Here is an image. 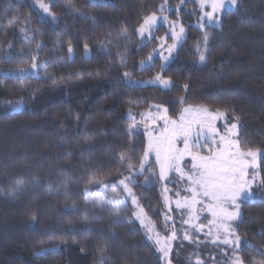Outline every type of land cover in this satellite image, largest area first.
Masks as SVG:
<instances>
[{
  "label": "trees",
  "instance_id": "16d2710c",
  "mask_svg": "<svg viewBox=\"0 0 264 264\" xmlns=\"http://www.w3.org/2000/svg\"><path fill=\"white\" fill-rule=\"evenodd\" d=\"M44 2L55 19L39 0H0V264H163L129 205L97 200L138 165L118 162L131 139L144 147L130 133L141 112L160 105L177 118L208 97L238 122L240 147L260 152L261 199L241 203L235 230L242 263L264 264V0H238L202 30L190 24L195 0ZM162 6L185 38L165 68L141 67L166 28L150 40L137 29ZM158 72L168 89L138 83ZM132 190L160 226L156 185Z\"/></svg>",
  "mask_w": 264,
  "mask_h": 264
},
{
  "label": "rangeland",
  "instance_id": "374dc122",
  "mask_svg": "<svg viewBox=\"0 0 264 264\" xmlns=\"http://www.w3.org/2000/svg\"><path fill=\"white\" fill-rule=\"evenodd\" d=\"M196 2V17L190 24L194 27L202 30L204 26H219L220 24V16L223 11L225 10H234L238 5L229 6L225 9L221 10L217 13L214 17V20H218V25L216 23H209L206 18V13L211 12V3L214 0H195ZM204 5L201 7V5ZM170 7L162 6L159 14H152L157 17V23L154 24L150 31L144 33L143 37L139 33L138 29L137 32L139 36L143 40H150L153 37L154 30L159 27H165V32L158 39L157 47L154 48L150 57L151 60L146 59L141 63V67L148 66L151 61L155 58L159 59L161 62V69L165 68L168 63L173 59L176 50L178 49L179 45L185 38V32H183L180 40H176L174 34L180 32V28L185 29L183 21L179 19L178 16H173L170 13ZM150 15V16H152ZM149 17V16H148ZM147 17V18H148ZM144 22V21H143ZM188 24V23H187ZM166 37H170V39H166ZM175 44V48L169 53L168 49L171 48L172 45ZM83 55L85 57L90 56L89 48L85 47L83 51ZM72 56V52L69 53V57ZM167 57V60L165 59ZM160 76L163 80H169L166 77H163L160 72L156 73L151 78H145L138 81L143 86H154L159 87L162 89L165 88L159 82L153 83L155 78ZM185 108H207L209 110V114L205 119L204 123V130L205 135L200 136V126L196 123H193L195 119L198 117H203L204 114H197V113H184L183 109ZM165 107L160 105H150L146 110L139 114L138 118L134 120V126L130 129V133L135 131H142L145 138L144 147L141 149L135 139H131L129 145L126 149V154L124 156V161L119 160V165L127 164L131 158L135 157L138 160V165L134 169H130L126 176L122 178L125 180V183L128 185V188L131 191L132 195H129L127 191H125L124 187L120 184V181L117 185L113 188L116 189V192L119 195H116L113 191H111V195L106 194L100 197L97 200V203L101 206L103 205H116L118 208H123L126 205H129L131 208V220L135 225L143 232L145 238L154 248L156 254L161 259L163 264H167L161 252L157 249L160 245H157L155 241L159 238L163 243L165 239L170 238L173 231H175L177 239L171 241V251L168 257V261L170 264H197V261L202 262V264H237L239 261L240 264H243L238 253L240 249V242L239 245H236V230L235 226L237 224V220L227 222L230 224V229L234 231L235 235H230L228 232H225L222 228L218 227L219 221L217 223H213V216L208 211L206 207L207 204L213 203L207 197L197 196V199L202 201V203H197L194 205V209L189 208H178L177 201L183 203L185 200L191 201L192 199V192L188 191L189 187H193L190 181L187 179V176L184 178L181 177L180 173L175 171L168 173L167 179H160V164L157 162V158L155 152H151L148 154L147 162L144 163L143 169H141L140 164L144 160L145 153L148 152L150 141L153 145L158 142V139L162 137V134L165 133V120L159 119L161 116H166L168 121H176L177 124L180 123V118L182 115L185 116V124L191 125L192 127V136L190 143L198 141L202 147L193 148L191 149V155H199V156H210L217 151H219L218 145H221V136H224L227 139H232L238 141V130L239 125L238 122L234 119L229 117L225 111L221 110V107H218V103L211 97L206 98L201 104L195 106H182L181 111L177 118H170L167 114V110ZM217 113H224L222 118H219L215 121H211V116L216 115ZM130 113H127V117H131ZM214 124V128L218 135L212 136L210 139L207 136V129L208 124ZM237 124L236 128V135L230 136L228 133V129L231 128L232 124ZM142 128V129H141ZM167 128L171 130L172 125L169 123L167 124ZM151 133V138L149 136ZM184 133L181 132L177 139L175 140V148L177 150L184 149L183 143ZM213 140L216 142L213 144ZM242 149V148H241ZM243 150V149H242ZM235 151V149H233ZM247 151V150H244ZM256 151V150H254ZM259 152V151H258ZM260 153V152H259ZM259 157H257V167L256 168H249L248 174L249 177L252 175H257V179L254 182L251 188V195L245 199L236 201V204L240 205L244 201H255L260 200L261 195L259 193V175H258V162ZM250 159V158H249ZM193 161L191 160L190 156H185L181 168L183 169L184 173L187 175H191L193 171L191 168ZM129 179H125V178ZM141 178V179H138ZM138 180L143 185H156L160 197L163 203V222L159 226L157 225L144 211L143 207L138 203L136 196L133 193L132 185L138 182ZM112 188V189H113ZM133 198H135L136 203H133ZM223 207L227 209V211L232 212L236 209L233 207L230 201H225L223 203ZM143 209V215L140 218H137V214L140 212V209ZM240 213V209H239ZM190 217H192L190 219ZM143 221V223L141 222ZM149 228L152 231H149ZM197 229H200L199 231ZM159 234V235H157ZM188 234L192 242L189 240L183 239L184 235ZM151 236L152 239L148 237ZM229 239L233 243L223 244L220 243L223 239ZM215 241V242H213Z\"/></svg>",
  "mask_w": 264,
  "mask_h": 264
},
{
  "label": "snow or ice",
  "instance_id": "6c2138e0",
  "mask_svg": "<svg viewBox=\"0 0 264 264\" xmlns=\"http://www.w3.org/2000/svg\"><path fill=\"white\" fill-rule=\"evenodd\" d=\"M237 4V0H214L211 3V12L206 13L207 21L211 23H216L218 25L219 21L214 20V17L217 13L221 10L225 9L229 6H235ZM71 5H69L70 7ZM204 5L202 4L201 7ZM39 8L47 14L55 19V16L49 9L47 3L44 0H39ZM157 23V17L155 15L149 16L146 18L138 29L139 33L143 37L144 33L150 31L151 27ZM184 32L183 28H180V32L174 34L176 40H180L182 34ZM207 42V37H205V43ZM175 48V44L168 49L169 53ZM69 53L72 52V48L69 47ZM152 57H149L151 60ZM167 60V57H165ZM205 59L204 55L200 56L201 62ZM39 67L38 64L33 63L32 69H37ZM127 75V74H126ZM159 82L165 88L170 86L169 80H163L160 76L155 78L153 83ZM166 111V110H165ZM184 113H197V114H204L203 117H198L193 121L200 126V136L205 135L204 130V123L205 119L209 114V110L207 108H185L183 109ZM224 113H217L216 115L211 116V121H215L219 118H222ZM159 119L165 120L166 128L165 133L162 134V137L158 139V142L153 145L150 141L148 152L145 153L144 160L141 162L140 167L143 169L144 163L147 162L148 154L151 152H155L157 162L160 164V179H167L168 173L175 171L181 174V177L184 178L187 176V179L190 181L193 187H189L187 190L192 192V199L191 201L185 200L183 203L177 201L178 208H193L194 205L197 203H202V201L197 199V196L207 197L213 203L207 204L206 207L208 211L213 216V223H218V227L222 228L225 232H228L230 235H235L234 231L230 229V224L227 222L235 221L239 218V205L236 204L238 199L245 200L251 195V188L254 182L257 179V175H252L249 177L248 169L249 168H256L257 167V157L260 155L258 151L247 150L244 151L240 147L239 141H235L232 139H227L224 136H221V145H218L219 151L210 155V156H199V155H191V149L202 147L198 141L190 143L191 136H192V127L191 125L185 124V116L182 115L180 118V123L177 124L176 121H168L166 116H161ZM171 124L172 128L169 130L167 128V124ZM236 128L237 124L233 123L231 128L228 129V133L230 136L236 135ZM183 132V143L184 149L177 150L175 148V140L179 136V134ZM219 133L216 132L214 128V124L209 123L207 129V136L210 139L214 135H218ZM151 138V133H149ZM216 142L213 140V144ZM235 149V151H233ZM185 156H190L191 160L193 161L191 168L195 171L192 172L191 175H187L184 173L183 169L181 168V164L185 158ZM250 158V159H249ZM124 157H121L122 162L124 161ZM131 168V164L128 165ZM129 179V178H125ZM91 183H100V181H91ZM120 184L124 187L125 191L128 192L129 195L131 194L128 185L125 183V180H121ZM112 191L119 195L116 192V189L113 188ZM225 201H230L233 207L236 209L235 211L229 212L226 208L223 207V203ZM133 203H136L135 198H133ZM117 212L119 211L116 205ZM143 215V209H140V212L137 214V218L139 219L140 216ZM192 217H190L191 219ZM143 223V221H141ZM198 231L200 229H197ZM149 231H152L149 228ZM159 235V234H157ZM152 239L151 236L148 237ZM177 239L175 231L172 232L171 237L161 242V239H157L155 243L160 245L158 247V251L162 253L163 258L170 264L168 261V257L171 251V241ZM183 239L189 240L190 236L185 234ZM240 238L236 237V245H239ZM215 242V241H213ZM223 244L231 245L233 242L227 238L220 241ZM197 264H202V262L197 261ZM237 264H240L238 261Z\"/></svg>",
  "mask_w": 264,
  "mask_h": 264
}]
</instances>
